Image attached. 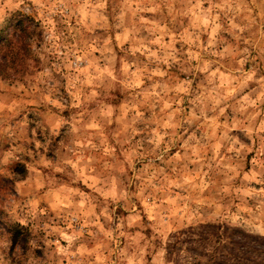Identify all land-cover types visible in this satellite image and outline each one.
I'll return each mask as SVG.
<instances>
[{"label": "clouds", "instance_id": "1", "mask_svg": "<svg viewBox=\"0 0 264 264\" xmlns=\"http://www.w3.org/2000/svg\"><path fill=\"white\" fill-rule=\"evenodd\" d=\"M0 264H264V0H0Z\"/></svg>", "mask_w": 264, "mask_h": 264}]
</instances>
